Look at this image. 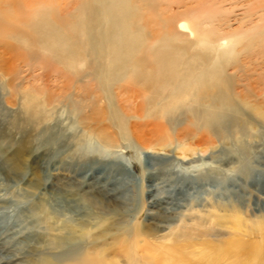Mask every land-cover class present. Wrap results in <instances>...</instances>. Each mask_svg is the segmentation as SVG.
<instances>
[{
	"label": "bare ground",
	"instance_id": "1",
	"mask_svg": "<svg viewBox=\"0 0 264 264\" xmlns=\"http://www.w3.org/2000/svg\"><path fill=\"white\" fill-rule=\"evenodd\" d=\"M55 1L0 0V75L2 87L21 101L23 117L13 122L21 139L19 150L26 149L29 138L59 107L77 123L65 140L53 138L67 150L60 166L56 156L51 157L57 192L50 202L33 197L45 181L37 162L36 181L27 182L26 192L13 202L10 196L0 199V264L18 259L26 264H122L109 257V247L95 246L122 229L127 231L125 242L134 249L123 251L127 264H264V232L255 240L250 232L248 239L242 234L247 222L242 220L239 191L227 188L225 195L210 199L212 204L187 191L195 190L201 179L216 181L219 191V180H235L228 173L233 167L225 165L243 162L235 153L211 154L216 165L209 164L203 174L195 164L197 146L230 141L246 148L242 144L251 141L254 124L260 120L264 125V76L258 73L253 79L252 72L227 71V55L235 53L237 43L219 37L217 16L203 15L198 1L179 14L174 11L188 1ZM8 54L25 64L42 60L40 69L57 65L56 89L20 91L15 70L9 79L3 75L11 74ZM253 97L260 103L246 101ZM44 128L53 135L62 129ZM182 136L196 137L200 145L187 150ZM118 139L132 154L137 150L135 160L112 151ZM173 145L181 151L177 164L161 153ZM248 150L240 155L245 157ZM22 151L0 163L7 181L16 182L23 170ZM256 156L264 159V146ZM136 164L150 182L144 187L148 198L143 207L148 209L145 220L126 227ZM82 167L88 168L81 172ZM74 169L77 183L60 177V171ZM174 170L182 175L169 187L166 177ZM247 180L264 194V169ZM179 193L191 203L177 217ZM117 212L122 219L113 216ZM145 238L160 243L140 244Z\"/></svg>",
	"mask_w": 264,
	"mask_h": 264
},
{
	"label": "rangeland",
	"instance_id": "2",
	"mask_svg": "<svg viewBox=\"0 0 264 264\" xmlns=\"http://www.w3.org/2000/svg\"><path fill=\"white\" fill-rule=\"evenodd\" d=\"M57 1H63V0H56ZM186 2L185 6L178 7L174 14L181 13V10H185L187 7L191 5H195L198 1L200 3V11L203 15H210L214 14L215 17V27L218 28L219 37H225L228 38L229 41H233L237 43L235 45V50L232 55H227L228 59H230V63L227 65V71L236 73V72H243L248 71L252 72L251 75H253V79L258 76V73L264 76V0H185ZM190 1H193L192 4ZM220 20V21H218ZM220 24V25H219ZM219 25V26H217ZM259 32V35L256 36V34ZM252 36V37H251ZM254 37V39H253ZM252 38V39H251ZM263 39V40H262ZM237 40V41H236ZM220 43L222 41H219ZM1 50V49H0ZM2 54V53H1ZM8 57H11L9 60V65L11 66V74L6 71L4 73V77L6 79H9L13 77V70H15L17 74L16 78V85L20 91H27L32 92L31 89H38L37 92L40 91V88L43 89L44 92H51L54 89H56L57 83L60 81V71L58 70V66L50 65L45 66L44 69H40V65H42V60H36L31 61L32 64H25L22 62V60L15 61L14 56L12 54H8ZM235 56V57H234ZM6 57V56H5ZM244 58V60H243ZM253 65V66H252ZM8 70V69H6ZM9 73V74H8ZM3 76L0 75V163L5 161L6 159L13 157L16 151H22V149L19 150V143L21 141L20 135L17 133L16 125H14V121L18 118L23 117V114L21 112L20 106L21 101L19 100L18 96L11 97L9 94L8 88L2 87L3 82ZM36 92V91H34ZM41 97V95H40ZM253 99H248L247 102L249 103H260V99L257 100V102ZM261 105V104H258ZM264 108V105H262ZM13 124V125H12ZM46 124V125H45ZM42 125L38 132L34 133L29 138V141L27 143L26 149L22 151L25 154L24 158V164H23V170L16 174L17 181H7L6 176L7 174L0 170V199L4 197H9L12 199L17 195H21L23 192L25 193V189H27V182L36 181L34 177V166L36 165V162L39 165V169L43 172L42 177H44L45 181H43L42 185L37 188L34 192V198L44 199L47 203L52 200V194H55L57 192V188H55V185H53V181L55 178V169H54V160H51V157L56 156V159L59 161L58 166L61 165L60 162H63L66 160L65 153L66 148L64 146H60L57 144V142L53 139L55 136L59 138V140H65L66 134L70 133V128L75 127L77 125L76 120L73 118L71 114H69L68 110L63 107L57 108L50 119ZM60 125V126H59ZM46 126H53V130L56 131V128H61L60 134L53 135V132L50 134L44 133L43 130ZM58 126V127H57ZM182 139L184 140V145H186L188 148L185 147V149L190 150V147H196L201 140H197V138H193L192 136L184 137L182 136ZM206 139V137H204ZM55 141V142H54ZM246 142V141H245ZM56 143V144H55ZM200 145V144H199ZM243 147L246 146V148H242V146L236 147L233 142L227 141V142H212L208 143V145H205V147H196L194 154L195 158L199 161H197L195 164L201 165L203 174L204 172L208 171L209 164L216 165V162H214L210 156L211 154H217L220 153L221 155L224 153L227 154H234L235 157L243 162H238L236 165L227 163L225 167L230 166L233 167L234 171H229L228 173H231L235 175V180L233 183L227 181L219 180L221 182L220 190L217 191V182L213 181L211 179H201L199 180V184L195 187V190L193 189H187L191 195H195L197 197L198 201H201L202 199H205L203 203H211V200L215 197L216 199L219 198L221 195V192L225 195V190L227 188L229 189H235L236 191H239L240 199L239 204L241 205L242 209V220H244L246 223V227L242 229V234L250 232L251 237L250 239H257V235L264 232V194H262V191L256 189V186L253 184H249V181L247 180L248 177H258V174L260 171L264 169V159L258 158L256 156V153L259 152L261 148L264 146V125L261 123V121H257L253 126V137L251 141H247V143L242 144ZM242 148V151H241ZM245 157H242L244 154V151H247ZM115 154L122 155L123 157H127L130 160L137 158L138 152L137 150H132L134 153L132 154L129 151L128 146L125 143H121L118 139V148L112 150ZM154 152V151H151ZM243 152V153H242ZM162 154H164L166 157L168 156L169 159H173V162L177 164L180 163V154L181 151L176 150V147L174 148V145L171 147L170 151H161ZM242 154V156L240 155ZM130 156H129V155ZM132 154V155H131ZM141 154V151L139 152ZM153 154V153H150ZM233 157V156H232ZM242 157V158H241ZM190 157H187L189 159ZM3 159V160H2ZM60 163V164H59ZM202 163V164H201ZM245 163V164H244ZM136 164V167L133 169L132 173L134 174L135 180L134 184L132 185L133 193H134V200H132V204L127 206L125 208V211H127V214H130L126 217L125 226L131 227L135 222H142L145 220V211H147L148 207L144 206V200L148 198L147 194L145 193V185H147L149 182L148 178L144 176L143 169L140 168V166ZM204 165V166H202ZM241 165H245V170H251L248 174L245 172L244 169H241ZM88 167H82L81 172L85 171ZM252 168V169H251ZM90 173L95 172V168H89ZM24 171V172H23ZM33 171V172H32ZM59 171V170H58ZM73 171V170H72ZM76 169H74V172L68 171H60V177L63 178V180H74V182L77 183V178H72L73 174H76ZM183 172V170H182ZM177 171L174 170V172L167 176L166 178L167 183L169 187L173 183V181H176L179 176L182 174L177 175ZM193 175H195V172H192ZM191 173V175H192ZM20 174V175H19ZM121 172L119 173V176H121ZM192 175V176H193ZM18 176V177H17ZM248 176V177H247ZM145 177V179H144ZM162 178H165L164 175H161ZM194 178V176H193ZM31 179V180H30ZM144 179V186L142 187V180ZM197 179H200L197 177ZM79 182L82 181V179L78 178ZM180 178L178 179L179 182ZM20 181V182H19ZM38 182V181H37ZM206 182V183H205ZM233 185V186H230ZM136 187V188H134ZM24 189V190H23ZM54 189V190H53ZM194 191H196V194H193ZM230 191V190H229ZM228 191V192H229ZM80 192V191H78ZM213 192V193H212ZM216 192H218L216 194ZM215 194V195H214ZM2 195V196H1ZM71 196V195H69ZM78 196V195H77ZM179 198L178 201L181 202V204H176V216H180L181 209L184 210L186 207V204L191 203L190 200H187L186 196L184 197L183 194L179 193L176 196ZM211 199V200H210ZM228 199V198H227ZM236 199V198H235ZM194 201V199H193ZM175 202L177 200L175 199ZM4 203H6L4 201ZM212 204V203H211ZM209 209V207H206ZM143 213L139 218L135 216V213L143 210ZM94 215L102 216V213H97L96 211L93 212ZM93 215V216H94ZM168 215V214H167ZM262 215V216H261ZM115 218L118 217V219H122L123 214L121 212H117ZM101 217V219L105 218ZM112 219V215H110ZM263 218V219H262ZM97 221V220H95ZM257 222V223H256ZM256 223V225H255ZM255 225V226H253ZM253 228L252 231H250ZM127 232V231H126ZM126 232L125 229H122L121 232L117 233L116 235H110L104 240H99V242L95 246H101V247H109L110 248V256H114L116 259H120L122 264H127V256L123 251H127L128 253L133 252V248L130 249L131 245L130 243H126ZM129 232V231H128ZM256 232V233H255ZM258 232V233H257ZM124 233V234H123ZM255 235V236H253ZM245 239H248L247 237ZM119 241V243H118ZM151 243L157 244L159 240L156 239H149L145 238L143 242H140V244L145 243ZM106 243V244H105ZM105 244V245H104ZM108 244V245H107ZM127 249V250H126ZM131 251H128V250ZM140 254L147 255L149 252L144 251L142 252L139 248H137ZM136 256H139L138 253H136ZM150 255V254H149ZM27 259V258H26ZM145 262V261H144ZM10 264V263H6ZM13 264H26L25 259L21 260L18 259ZM192 264H197L196 262Z\"/></svg>",
	"mask_w": 264,
	"mask_h": 264
}]
</instances>
